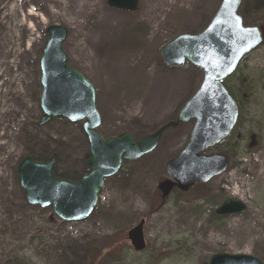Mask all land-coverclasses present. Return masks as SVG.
Returning a JSON list of instances; mask_svg holds the SVG:
<instances>
[{
    "label": "rangeland",
    "instance_id": "rangeland-1",
    "mask_svg": "<svg viewBox=\"0 0 264 264\" xmlns=\"http://www.w3.org/2000/svg\"><path fill=\"white\" fill-rule=\"evenodd\" d=\"M81 1L83 14L76 7ZM220 1L139 0L126 12L106 0H0V264H86L89 258L93 264H202L213 253L251 255L264 264V0H243L239 7L242 23L257 26L262 41L224 81L238 119L230 137L206 151L228 156L223 173L162 198L157 185L167 178V161L187 143L190 120L166 128L150 153L122 162L82 221H63L28 204L16 177L24 155L54 154L53 172L63 177L78 178L85 168L81 120L39 124V57L48 25L67 28L62 50L94 88L97 132L138 139L175 121L203 76L189 61L165 64L161 46L203 30ZM228 198L246 209L217 215ZM141 220L145 247L136 252L127 232Z\"/></svg>",
    "mask_w": 264,
    "mask_h": 264
},
{
    "label": "water",
    "instance_id": "water-1",
    "mask_svg": "<svg viewBox=\"0 0 264 264\" xmlns=\"http://www.w3.org/2000/svg\"><path fill=\"white\" fill-rule=\"evenodd\" d=\"M139 0H106L108 6L133 12ZM242 0H221L206 27L198 33L175 36L159 53L165 64L180 65L186 60L202 70L203 78L197 90L178 110L176 122L170 121L154 132L135 140L129 133L103 139L96 131L100 115L95 106V91L79 71L67 64L62 43L67 28L50 24L48 36L39 57L41 94L40 124L51 117H63L71 122L82 120L88 141L85 165L88 172L72 182L53 175L55 155L47 161L23 156L16 164L18 185L26 201L42 208L50 207L58 218L68 221L84 220L94 209L104 180L114 175L122 160H135L151 152L168 127L193 120L185 146L165 165L169 179L158 184L165 197L173 186L180 191L207 182L222 173L228 157L204 151L225 139L232 131L238 116L234 98L222 83L242 57L256 48L261 31L256 26H244L239 15ZM246 209L238 199L228 198L215 209L217 215L239 214ZM143 221L127 232L135 251L144 248ZM202 264H263L257 257L246 254L213 253Z\"/></svg>",
    "mask_w": 264,
    "mask_h": 264
},
{
    "label": "bare ground",
    "instance_id": "bare-ground-1",
    "mask_svg": "<svg viewBox=\"0 0 264 264\" xmlns=\"http://www.w3.org/2000/svg\"><path fill=\"white\" fill-rule=\"evenodd\" d=\"M30 1H32V2H40V1H42L43 3H46L47 1H49V0H30ZM50 1H52V2H54V3H62L61 2V0H50ZM152 2H153V4H155L156 2H157V0H152ZM176 3V2H175ZM158 4H160V2H158ZM84 5V2L83 1H81V3L79 4V5H77L76 7H78V10H77V12L78 13H81V14H83L82 12L83 11H81L82 10V7H84L83 6ZM165 5V2H164V4H163V6ZM169 6H170V9L171 8H173L174 6H175V4H172V3H169ZM77 13V14H78ZM35 15V13H33V12H30V13H28V16L29 17H32V16H34ZM27 16V17H28ZM15 108V106H14V104L11 106V110L12 109H14ZM233 195H238L239 196V191H235V192H233L232 193Z\"/></svg>",
    "mask_w": 264,
    "mask_h": 264
},
{
    "label": "trees",
    "instance_id": "trees-1",
    "mask_svg": "<svg viewBox=\"0 0 264 264\" xmlns=\"http://www.w3.org/2000/svg\"><path fill=\"white\" fill-rule=\"evenodd\" d=\"M261 1H263V0H255L256 3H259V2H261ZM227 89H228V88H227ZM228 90H229V89H228ZM229 137H230V136H229ZM229 137H228V138H229ZM228 138H227V139H228ZM227 139H226V140H227ZM51 155H52V154L50 153V154L46 155L44 158H42L41 156H37V155H31V157L34 158V159H36V160H43V161H45V160H48L49 157H50ZM85 172H87V169H86V168H84V171H83V173H81V175L84 174ZM53 174H54L55 176H57V177H63V176H61V175L55 174L54 172H53ZM81 175H80V176H81ZM80 176H79V177H80ZM79 177H78V178H79ZM63 178H67V179H69V180H76V179H78V178H69V177H63ZM93 259H94V258H93ZM86 264H93L92 258H91V259L89 258V260H87Z\"/></svg>",
    "mask_w": 264,
    "mask_h": 264
},
{
    "label": "snow or ice",
    "instance_id": "snow-or-ice-1",
    "mask_svg": "<svg viewBox=\"0 0 264 264\" xmlns=\"http://www.w3.org/2000/svg\"><path fill=\"white\" fill-rule=\"evenodd\" d=\"M226 2H227V0H226Z\"/></svg>",
    "mask_w": 264,
    "mask_h": 264
}]
</instances>
